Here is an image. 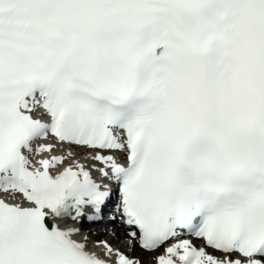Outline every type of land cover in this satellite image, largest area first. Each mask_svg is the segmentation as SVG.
I'll return each instance as SVG.
<instances>
[{"label":"snow or ice","instance_id":"obj_1","mask_svg":"<svg viewBox=\"0 0 264 264\" xmlns=\"http://www.w3.org/2000/svg\"><path fill=\"white\" fill-rule=\"evenodd\" d=\"M0 264H264V0H0Z\"/></svg>","mask_w":264,"mask_h":264},{"label":"bare ground","instance_id":"obj_2","mask_svg":"<svg viewBox=\"0 0 264 264\" xmlns=\"http://www.w3.org/2000/svg\"><path fill=\"white\" fill-rule=\"evenodd\" d=\"M122 231V230H121Z\"/></svg>","mask_w":264,"mask_h":264}]
</instances>
